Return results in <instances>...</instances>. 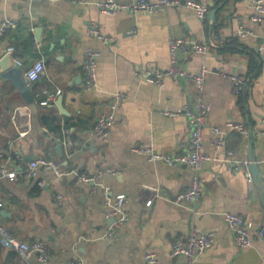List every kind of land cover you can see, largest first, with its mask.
<instances>
[{
	"label": "crops",
	"instance_id": "1",
	"mask_svg": "<svg viewBox=\"0 0 264 264\" xmlns=\"http://www.w3.org/2000/svg\"><path fill=\"white\" fill-rule=\"evenodd\" d=\"M98 1L0 0V60L8 47L15 49L12 56L22 61L23 70L45 60L44 73L32 84V103L0 73V197L6 204L0 224L23 241L47 244L51 259L45 264H147L148 252L158 255L157 264H178L171 257L173 243L194 228L215 234L214 245L194 264H264V243L254 237L250 247L239 248L224 216L264 221V55L257 51L264 23L251 20L250 0H195L209 6L204 22L184 6L154 14L106 15L96 7ZM90 21L98 22L114 43L90 37ZM5 22L9 24L3 27ZM241 29L251 34L240 37ZM215 35L221 40L218 47L205 54H181L179 64L192 73L202 66L209 69L204 94L211 105L208 126L225 132L224 147L217 149L208 129L205 150L216 160L202 172V197L177 204L176 196L190 187L192 170L150 162L137 149L183 154L190 142L189 122L183 114L167 113L191 105L195 88L185 79H169L160 87L138 74L150 66L170 67V38L208 44ZM89 48L101 52L94 89L86 88L82 66ZM229 75L247 79L241 94L235 95ZM48 91L60 93L42 105ZM118 92L124 99L117 122L108 141L101 142L93 134L96 120L108 112ZM15 112L18 125L12 120ZM229 122L243 124L247 133L229 132ZM38 158L58 162L64 175L41 170L45 187L25 178L27 163ZM231 158L241 161L243 169L234 172ZM108 169L116 174H105L96 183L78 180ZM12 170L18 172L14 181L5 176ZM121 193L127 196L129 220L118 238L107 240L113 220L105 218V201ZM59 194L67 197L62 204ZM149 200L153 203L147 207ZM30 263L43 264L36 256ZM0 264L24 263L0 242Z\"/></svg>",
	"mask_w": 264,
	"mask_h": 264
},
{
	"label": "built area",
	"instance_id": "2",
	"mask_svg": "<svg viewBox=\"0 0 264 264\" xmlns=\"http://www.w3.org/2000/svg\"><path fill=\"white\" fill-rule=\"evenodd\" d=\"M30 1H43V0H30ZM74 4H86L88 0H67ZM253 7V15L251 20L255 23H264V0H250ZM96 7L106 15H115L122 12H128L132 14H138L141 12L154 14L161 11H167L172 8L184 6L187 9L193 10L199 20L206 21L210 13L209 6L206 3L198 2L195 0H135L129 4H120L117 0H101L95 3ZM8 22L3 24V27L8 26ZM87 34L100 41L104 45H112L115 38L107 36L103 33L101 26L96 21H90L87 25ZM251 34L246 29H241L238 32V36L246 37ZM221 43L220 37L215 35L208 44H200L194 40L186 38H170L169 50L171 64L167 70H161L150 66L146 70L138 74V77L142 81H146L156 86L162 87L166 80L177 81L179 79L189 80L193 83L195 88V100L191 105L184 106L179 112H168V115L183 114L189 122L190 142L183 154L171 155L155 152L152 148H139L138 152H142L148 156L150 162H163L168 167L174 166H186L193 172V178L191 180L190 187L183 193H180L174 199L175 203H197L200 201L203 194V179L202 172L206 164L210 161L216 160L212 158L205 150V136L209 128L208 118L211 112V105L204 97L205 83L209 74V69L206 66H202L196 73L189 72L179 64V57L181 54H193L202 53L205 54L209 50L218 47ZM257 51L264 55V37L262 43L257 48ZM15 49L8 47L5 51L6 54L13 55ZM101 52L95 48H89L83 59V72L85 75V86L87 89H94L98 85L97 66ZM15 65L22 68L23 63L17 58H13ZM45 71V60L39 59L23 74L24 82L30 86L37 82ZM229 80L232 82L233 91L235 95L241 94L247 84V79L243 76L229 75ZM60 92L52 93L46 92V99L41 102L42 105H48L53 101ZM124 99V95L120 92L114 96L113 103L110 106L108 112L101 114L97 120L93 130L94 136L101 142H107L113 127L117 122V111L119 104ZM20 114L15 112L12 116L13 123L18 125ZM228 131H238L243 134L247 133V129L243 124H234L229 122L227 124ZM210 132L214 134L215 139L213 141L217 149L222 150L224 147L225 132L220 131L218 128H211ZM26 132L21 133L25 135ZM230 166L234 172L242 170L244 167L241 161L233 158L228 160ZM242 164V166H241ZM242 168V169H241ZM50 171L58 177L64 175L61 164L58 162L46 159L38 158L31 160L27 163L26 168L23 171V176L27 179H35L38 181V185L41 187L46 186V180L40 179V171ZM247 175L251 179V174L248 169ZM105 174H116L114 170L108 169L106 171L99 172L96 176L81 175L78 180L85 183H96ZM5 176L10 180H16L18 172L12 170L5 172ZM249 179V180H250ZM59 204H62L67 197L63 194L57 196ZM127 200L126 194H116L115 196L107 197L105 201V207L107 211L105 218L107 220H113L105 233L104 238L107 240H114L121 234L122 228L129 220V214L125 211V203ZM153 200H149L146 203L147 207H150ZM5 201L0 197V214L5 207ZM225 220L234 233L235 244L239 248H248L253 243V238L256 237L264 243V221L261 223H255L246 219L242 215L226 213ZM0 242L1 244L12 251H14L24 264H31L30 258L36 256L38 260L45 264L51 259V255L47 244L42 241L26 242L15 235H13L5 226L0 224ZM215 242V234L208 231H199L198 229H192L191 232L177 239L172 246L171 257L178 261V264H194L197 259L207 250H209ZM147 264H157L159 262L158 255L155 252H148L145 255ZM75 264H82L76 262ZM176 264V263H175Z\"/></svg>",
	"mask_w": 264,
	"mask_h": 264
},
{
	"label": "water",
	"instance_id": "3",
	"mask_svg": "<svg viewBox=\"0 0 264 264\" xmlns=\"http://www.w3.org/2000/svg\"><path fill=\"white\" fill-rule=\"evenodd\" d=\"M211 16L213 17L214 14H211ZM26 70L27 69L23 70L22 68L14 64L13 56L11 54H6L0 60V73L2 75V78L11 80L12 84L22 94L25 101L27 103H32L34 100H33V97L31 96V93L34 90V85L28 86L24 82L22 73L23 71H26ZM61 149H62L61 146L57 148V151L60 154H61ZM251 169L253 170L254 173L257 172V166L255 164L251 165ZM1 214H3L2 211H1Z\"/></svg>",
	"mask_w": 264,
	"mask_h": 264
}]
</instances>
